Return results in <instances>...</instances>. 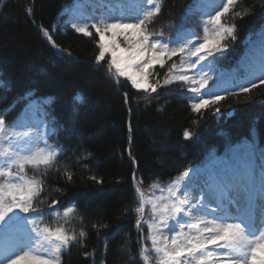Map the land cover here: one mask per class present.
Instances as JSON below:
<instances>
[{
  "label": "snow or ice",
  "instance_id": "obj_1",
  "mask_svg": "<svg viewBox=\"0 0 264 264\" xmlns=\"http://www.w3.org/2000/svg\"><path fill=\"white\" fill-rule=\"evenodd\" d=\"M4 3L0 0V14ZM91 3L92 14L78 16L80 22L68 26L85 37H92L94 30L98 37L94 64L105 67L117 84L120 78H126L132 88L143 90L148 96L180 84L192 113L201 118L202 110L213 106V115L222 114L218 105L228 96L248 94L264 85V28L259 33L258 63L246 75L225 73L218 68L229 50L228 41L236 40L237 31L235 22L222 18L230 15L235 21L251 14L250 7L235 10L239 0H207L199 9L203 35L182 27L174 37H166L163 27L150 30L162 11L163 0ZM26 13L31 18V7H26ZM38 27L57 55L77 59L53 38L57 25L52 26V31L43 25ZM118 37H122L125 47H121ZM174 57L179 58V63ZM155 65L166 69L162 77L151 71ZM210 72L216 73L212 87H208ZM3 86L5 82L0 80V87ZM122 95L127 105L128 93ZM32 97L33 93H26L0 110V264H64V253L73 247L83 249L88 238L84 226L78 231L66 227L77 213V206L72 204L62 210L57 207L61 201L52 198V193L63 194L62 190L48 189L46 177L51 174L72 182L74 173L67 165L62 166L59 158L73 152L79 162L92 157V153L80 145L73 149L58 141L49 144L55 125L45 118L53 98ZM20 101L26 102L23 115L6 122L4 116ZM234 111L222 115L231 116ZM192 123L198 125L199 120ZM128 127L131 132L130 123ZM193 135L190 129L183 133L188 140ZM128 155L136 164L130 149ZM90 178L102 183L95 175ZM132 179L136 203L125 212L131 210L136 216L134 226L140 245L137 256L141 264H153V255L156 264H264V147L259 144L255 126L240 141H229L223 156L212 153L209 163L184 167L165 186L155 181L149 185L163 195L146 197L144 177L133 172ZM146 205H150L151 220L144 219ZM46 217L56 219L49 223ZM79 219L83 224L84 217ZM90 226L98 235L101 229L108 228L107 223L99 221H91ZM145 226L146 237L142 235ZM104 247L107 250L106 242ZM95 252L96 249L84 251L83 255L91 258Z\"/></svg>",
  "mask_w": 264,
  "mask_h": 264
},
{
  "label": "trees",
  "instance_id": "obj_2",
  "mask_svg": "<svg viewBox=\"0 0 264 264\" xmlns=\"http://www.w3.org/2000/svg\"><path fill=\"white\" fill-rule=\"evenodd\" d=\"M80 3L84 1L5 0L0 14V80L5 82L0 87V110L29 92L33 93V99L51 97L45 119L54 122L55 128L49 144L58 141L73 149L80 145L92 153V157L79 162L73 158V152L59 158L61 165H67L74 173L72 182L51 174L46 177L48 189L62 190L63 194L52 193V198L61 201L57 207L62 210L72 204L77 206V213L66 227L78 231L84 226L88 232L86 246L73 247L64 253V264H101L102 261L141 264L137 256L140 245L134 226L136 216L131 210L125 212L136 203L132 173L144 177L145 196L156 197L165 193L150 188L153 181L165 186L184 167H201L209 163L212 153L223 156L228 142L240 141L253 126L259 130V144L264 147V85H258L248 94L228 96L221 101L218 105L221 113L234 109L231 116L213 115V106L202 110L201 118L192 113L180 84L158 89L151 96L132 88L126 78H120L117 84L105 67L94 64L98 54L94 30L92 37H85L68 26L80 22L76 19ZM197 3V0H163L162 11L150 30L159 31L163 27L165 36L174 37L183 27L203 35ZM26 7L32 9L31 18ZM241 7H250L251 14L235 21H231L230 15L222 18L235 22L237 31L236 40L228 41L229 50L218 64L220 71H235L238 76L246 75L258 63L264 0H239L235 10ZM39 25L50 31L57 25L53 38L62 47L69 48L77 59L57 55L42 36ZM118 39L124 46L122 37ZM173 59L179 63L178 57ZM165 70L155 65L151 71L159 72L162 77ZM210 75L208 87L216 82V73L210 72ZM149 80L152 82L151 77ZM124 92L128 93L127 105ZM145 97L151 102H146ZM25 103L16 104L4 116L6 122L23 115ZM194 119L199 120L198 125L192 123ZM185 129L193 131L192 139L184 138ZM129 149L136 164L128 155ZM93 175L102 183L93 181L90 178ZM55 219L46 217L49 223ZM144 219H152L150 205L145 207ZM91 221L107 223L108 228L101 229L98 235L91 228ZM142 235H148L146 226ZM145 243L151 246L150 241ZM93 249H96L94 257H84V251ZM153 264H156L154 255Z\"/></svg>",
  "mask_w": 264,
  "mask_h": 264
},
{
  "label": "rangeland",
  "instance_id": "obj_3",
  "mask_svg": "<svg viewBox=\"0 0 264 264\" xmlns=\"http://www.w3.org/2000/svg\"><path fill=\"white\" fill-rule=\"evenodd\" d=\"M86 1H87L88 3H91V0H86ZM91 4H92V3H91ZM91 8L93 9V4L91 5ZM92 12H93V11H91V12L89 13V15H91ZM121 47L123 48V47H125V45H124V46L122 45ZM124 55L127 56V53H124Z\"/></svg>",
  "mask_w": 264,
  "mask_h": 264
}]
</instances>
